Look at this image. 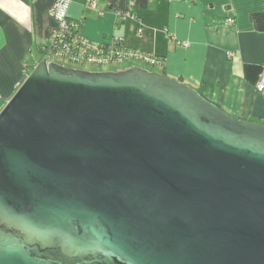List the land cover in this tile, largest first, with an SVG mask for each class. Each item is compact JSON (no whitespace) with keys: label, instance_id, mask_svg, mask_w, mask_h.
Returning <instances> with one entry per match:
<instances>
[{"label":"water","instance_id":"obj_1","mask_svg":"<svg viewBox=\"0 0 264 264\" xmlns=\"http://www.w3.org/2000/svg\"><path fill=\"white\" fill-rule=\"evenodd\" d=\"M0 264H264V124L40 61L0 113Z\"/></svg>","mask_w":264,"mask_h":264},{"label":"crops","instance_id":"obj_2","mask_svg":"<svg viewBox=\"0 0 264 264\" xmlns=\"http://www.w3.org/2000/svg\"><path fill=\"white\" fill-rule=\"evenodd\" d=\"M89 1L71 0L68 9L71 20L82 22L85 38L107 44L122 39L125 49L160 58L157 73L191 86L236 119L264 124V92L257 90L264 0H93L96 9ZM130 1L136 19L125 20ZM55 2L0 0V113L58 27Z\"/></svg>","mask_w":264,"mask_h":264},{"label":"built area","instance_id":"obj_3","mask_svg":"<svg viewBox=\"0 0 264 264\" xmlns=\"http://www.w3.org/2000/svg\"><path fill=\"white\" fill-rule=\"evenodd\" d=\"M70 4L71 0H56L52 12L58 22V27L53 32L47 44L41 49L40 61L56 63L61 66L63 65L59 62H69L77 66L89 65L96 69H100L103 66L124 64L125 62L128 63L131 61L144 63L152 67L162 64V60L157 56L125 49L122 44V39H116L114 43L107 44L96 43L85 38L81 34L82 22L71 20L68 17ZM87 6L96 9L97 3L91 0L87 3ZM134 8V2L130 1L128 10L123 16L125 20L128 18L136 19ZM101 15H104V13H101ZM228 22L233 23L234 20H229ZM138 34L140 36L143 34L140 29L138 30ZM183 45L188 47L189 43H184ZM229 56L232 57L233 55L229 54ZM257 90L260 93L264 92V68L260 76Z\"/></svg>","mask_w":264,"mask_h":264},{"label":"rangeland","instance_id":"obj_4","mask_svg":"<svg viewBox=\"0 0 264 264\" xmlns=\"http://www.w3.org/2000/svg\"><path fill=\"white\" fill-rule=\"evenodd\" d=\"M36 59L40 60V56L38 54H36ZM59 63L62 64L63 66L69 67V68L83 69V70H87V71H101V72L122 71V70H125V69L132 67L134 65L140 66L142 68L148 69V70L156 72V73L160 71L158 67H152V66H148L144 63H138V62H137L138 64H136V63L132 64V63H127V62H125L124 64H113V65L103 66L100 69H96V68L91 67L89 65L77 66V65H73L69 62H59Z\"/></svg>","mask_w":264,"mask_h":264},{"label":"trees","instance_id":"obj_5","mask_svg":"<svg viewBox=\"0 0 264 264\" xmlns=\"http://www.w3.org/2000/svg\"><path fill=\"white\" fill-rule=\"evenodd\" d=\"M33 67H31V69H32Z\"/></svg>","mask_w":264,"mask_h":264}]
</instances>
